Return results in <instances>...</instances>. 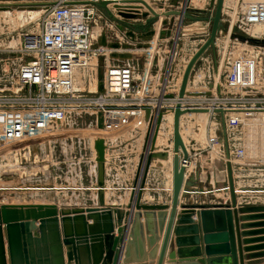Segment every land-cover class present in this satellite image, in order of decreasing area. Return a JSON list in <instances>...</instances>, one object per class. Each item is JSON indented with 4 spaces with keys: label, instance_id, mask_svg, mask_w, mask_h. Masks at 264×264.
Segmentation results:
<instances>
[{
    "label": "built area",
    "instance_id": "2783aa9c",
    "mask_svg": "<svg viewBox=\"0 0 264 264\" xmlns=\"http://www.w3.org/2000/svg\"><path fill=\"white\" fill-rule=\"evenodd\" d=\"M41 1L49 12L41 18L39 30L26 37L23 42L22 49L29 52L30 57L18 67L16 82L19 86L16 90L10 87L0 89L2 162L9 161L11 155L20 154L19 163H22L25 158L21 152L33 150L34 147H28L30 145H47L46 151L42 152L45 155H48L49 151L54 152L48 148V143L54 144V140H57L65 145L64 141L70 136L66 133L69 131L66 127L69 113L79 114L90 110L89 114L95 115V134L98 133V114H101L103 132L106 135L110 131V125L114 129L122 127L126 125L127 118L139 117L142 112L144 114L141 109L144 105L157 106L158 102L161 107L175 105L176 95L173 98H164L162 95L165 92L177 94L185 64L197 49L190 54L184 65L177 68L176 61L174 62L178 44L177 31L173 34L171 54L164 67L161 81L163 93L150 99L152 96L146 92L150 90L149 80L153 76L151 64L155 44L148 42L144 47L138 48L142 49V56L146 60L145 66H141V71L138 72L139 68H136L134 63L110 56L113 50L122 48L123 43H130L131 40L126 35V31L130 29L128 24H125L122 30L117 27L123 23L122 20L126 21L122 16L115 14L120 20L107 18L102 21L100 16H97L96 4L78 0ZM198 1L202 4L194 5L193 0H188L187 3L181 0L177 14L179 23L185 17L181 16L180 11L183 9L186 12L190 4L195 10L211 9L209 0ZM95 15L101 20L102 28L107 30V40L110 41L111 36L115 35L121 46L111 48L108 45L96 44L95 34L100 32L94 33ZM225 21L229 28L235 23L241 29L245 27L244 38H240L236 32L234 41L231 36L226 35L227 33H221L224 41L218 54L213 50L210 56L204 58L202 54L198 58L186 87L187 90H209L210 94L184 95L181 106L203 110L192 115L204 117V121L207 119L206 147L218 150L223 164L227 161L231 163L233 174L243 172L245 175L248 171H262L264 166V30L256 29L257 26H264V0H223L222 24L217 38ZM163 22L167 21L164 19ZM205 22L203 34L208 35V22H211V18ZM153 28L155 30V27ZM160 32L162 30L156 28V36L163 38L164 36L159 35ZM256 39H260V43H253ZM247 46L249 52L244 51ZM129 47L133 49L132 45ZM94 59L97 61L94 62ZM99 60L104 63L102 90L98 89ZM91 79H94L93 91L85 86L86 80L90 82ZM218 110H222V114L217 112ZM188 114L191 113L184 115ZM222 120L228 156L223 142ZM93 148L92 145V152ZM62 149L68 155L71 153V150L66 151V147ZM38 154L36 153V157ZM91 157L96 163V156L91 154ZM81 161L85 160L79 158V169ZM184 162L189 164V160ZM8 164L9 162L5 163L7 166ZM223 170L225 180L226 166ZM256 195L258 198H264V194Z\"/></svg>",
    "mask_w": 264,
    "mask_h": 264
},
{
    "label": "water",
    "instance_id": "95a60500",
    "mask_svg": "<svg viewBox=\"0 0 264 264\" xmlns=\"http://www.w3.org/2000/svg\"><path fill=\"white\" fill-rule=\"evenodd\" d=\"M86 3H92L102 7L108 18L118 20L117 15L124 19L145 17L148 13L153 16L168 14V12H159L154 10L145 0H78ZM188 0H184L187 3ZM112 3L116 13L108 7ZM173 4H177L174 0ZM145 6L147 11H141ZM223 0H209V7L213 8L211 15L210 28L207 37L191 54L182 71L181 80L177 94L174 92L163 93L164 98H173L177 96L173 107H161L157 103L156 109L152 111L150 106L144 105L141 109L145 110V115L149 117V127L143 151L139 158L136 179L133 183L128 209H135L131 226L129 230L130 241L124 239L127 225L115 230L114 215H118L115 205L105 207L103 205V166H104V138L103 135V117L98 114L97 129L98 136L94 141L96 151V164L98 168L97 177V207L85 208H58L54 203H1L0 204V264H7L5 256V247L2 235L4 227L6 232L7 249L9 264H47L50 260L44 254L47 247L55 248V257L60 260L58 264H64L62 259L61 247L66 246V264H119L121 252L126 249H132L131 241L134 240V228L139 227L142 254L138 259L133 257L124 259V263L134 261L136 264H142L148 259L150 264H163L167 254L169 262L176 261H194L200 264H245L244 260L257 259L264 257V204H243L237 206L236 194L234 188V179L232 166L229 161L226 166V182L229 194V202H220L217 204L208 203H181L182 209L178 215L177 225L173 227L174 218L177 213L179 197L189 198L188 193L200 194V190H191L195 183L194 175H190L186 180L184 174L188 153L186 146L180 134V117L186 113L203 112L202 109L182 108L181 99L184 95L210 94V91L187 90V83L192 68L198 58L208 49H214L215 39L221 27V13ZM162 7V5H161ZM181 16L192 18V16L183 9ZM120 20V19H119ZM117 25L122 30L125 24ZM152 30L140 34L141 37H149ZM131 40L135 39V33L130 28L126 31ZM161 37L169 36L170 31L160 32ZM240 38L244 35L238 34ZM96 44L109 45L112 48L121 46L117 41H108L106 31L102 29ZM122 47H129L128 43H123ZM114 57V53H110ZM98 89L102 90V71H98ZM172 113V194L170 210L167 215L165 211L169 205L165 203H141L143 188L153 157H166L167 154L152 153L154 144L158 136L163 116L166 112ZM217 112L222 114V110ZM167 115V114H166ZM223 124V120H222ZM223 142L228 156L226 137L223 124ZM181 157V159H180ZM100 207V208H99ZM198 208L199 211L195 212ZM238 213L242 215L239 219ZM130 214L127 213V215ZM197 215L198 221L193 219ZM143 218L144 223H139ZM148 219H151L149 221ZM90 220L91 223L87 221ZM239 220L247 223L239 224ZM259 220V221H254ZM37 223V224H36ZM145 225V233L151 234L144 239L142 234ZM150 225V227H149ZM150 229H149V228ZM256 228V229H254ZM240 229L244 231H240ZM37 233L33 236L32 231ZM173 230L175 251L167 253L168 242ZM115 232L119 237L115 239ZM241 236H257L244 239ZM161 239L157 252L156 242ZM243 244H253L242 247ZM145 247V248H144ZM39 248L36 256L32 249ZM124 248V249H123ZM153 248V249H152ZM42 249V250H41ZM150 250V252H145ZM133 252V251H131ZM243 252H248L245 256ZM250 252V253H249ZM40 253V255H39ZM129 256V255H128ZM62 260V262H61ZM59 262V261H58Z\"/></svg>",
    "mask_w": 264,
    "mask_h": 264
},
{
    "label": "crops",
    "instance_id": "0c3cea01",
    "mask_svg": "<svg viewBox=\"0 0 264 264\" xmlns=\"http://www.w3.org/2000/svg\"><path fill=\"white\" fill-rule=\"evenodd\" d=\"M150 6L159 12H168V14H162L160 17L153 16L151 13H148L145 17H138V18H132V19H126V22L128 23V27L132 28L135 33V39L129 40L132 45V51L136 55V52L142 51V49H138L139 47H144L148 44V42H152L154 46V49L152 50V58H154L155 62L154 65H157L158 67L153 72V79L151 82L150 92L148 95L153 97L161 96L163 93L161 91V81L164 75V67L167 63L169 56H170V49L172 47V38L173 34H178V44L177 48L175 50L174 54V62L176 63L177 68L184 65L190 54L197 48L199 44L203 42L206 34H203L206 28V22L204 17H199L198 10H195L192 8V4L188 7V10H186L187 13H189L192 18H186L183 17L179 23V19L177 17V14L179 13V3L181 0H176L178 3L177 6L173 4L174 0H145ZM200 1L193 0V3L198 4ZM200 4V3H199ZM162 5V8H161ZM98 7V14L97 16H100L101 20L104 19L107 20L108 16L105 12V10L97 5ZM108 7L113 10L114 13H116V10L113 7L112 3L108 4ZM165 9H164V8ZM141 11H147L145 6H142L140 8ZM199 13H204V11H199ZM164 19L167 22H163ZM173 19V20H172ZM100 20V19H99ZM100 20V23H101ZM162 21V23H160ZM179 23V26H178ZM145 26V28L138 30V27ZM155 27V30L154 28ZM156 28L162 30V32H166L170 30V36H164L163 38H158L156 36ZM152 30V34L149 37H141L140 34ZM221 37V38H220ZM223 35L218 34V38L215 39V46L214 49L208 48L203 54L204 58L207 56H210V53L214 50L217 54L219 52V49L222 47L223 43ZM143 46H140V45ZM157 44V45H156ZM216 47V48H215ZM210 49V50H209ZM141 55V56H140ZM139 55V59H143L142 54ZM140 62H142L140 60ZM153 62V61H152ZM134 63V62H133ZM153 70V69H152ZM181 80V79H180ZM152 111L156 109L155 105L151 106ZM145 113V112H144ZM194 113V112H193ZM169 116L172 113H167ZM164 114L162 126L161 129L164 130V132H159L158 136L156 138L154 149L151 151L152 153H166L167 159L162 160L158 157H153L150 161L141 203H165L169 205V207L165 210L167 212V215L170 210V202H171V194H172V126L170 125L168 116ZM190 115V116H189ZM200 118L201 122L203 123L201 127L203 128L202 131L196 132L193 130L194 123L191 120L195 119V116L191 114L188 115H182L180 117L181 119V130L180 134L182 137V140L186 146L187 153H188V160L189 164L186 165V170L184 174V179L186 180L190 175H194L195 183L192 187H190L191 190H200V194L196 193H188L189 198L179 197V204L177 206V213L176 217L174 218V224L173 227L177 225L178 221V215L179 212L182 210L180 208L181 203H208V204H217L220 202H229V194L226 188V179L223 180L225 177L224 174V167L223 161L221 160L218 150H210L208 149L206 144V129H205V121L204 117H196ZM142 122V129L139 131H134V125L139 121L135 120L132 121L131 118H127L126 125L122 127H117L112 132H109L111 137L109 140V144L107 146L105 145L104 149V161H105V167H106V173L109 175V177L105 180L104 187L105 190L103 191V205L105 207L110 205H115L118 215H114V223L115 228H122L124 225H127V230L125 233L124 239L126 241H130V235L129 230L131 226V221L133 219V215L135 214V209H128L127 205H129L130 195L133 183L136 179L137 175V169H138V163L139 158L143 151V145L145 143V139L148 132L149 127V117L144 115L143 119H140ZM169 122V123H167ZM196 122V121H195ZM164 124V125H163ZM172 124V123H171ZM139 125V124H138ZM121 129V130H119ZM119 130V131H117ZM162 133V136H160ZM165 136V137H164ZM162 137V139L160 138ZM161 139V140H160ZM106 142V141H105ZM114 161L110 160V157ZM181 159V157H180ZM95 163V162H94ZM96 166V163L95 165ZM71 168V165H70ZM96 168V167H95ZM73 169H75L73 167ZM71 171V170H69ZM96 171V170H95ZM109 172V173H108ZM89 172L87 174V169L83 170V176L82 175H75L74 178L66 177L68 178V181L62 182V185L67 186L68 188H63L55 190V182L54 181H48L41 183V181H32V183H28L27 181H21L18 183V180H12L10 182L2 181L0 182V187H11L16 188L21 187L22 189L13 192L12 196L9 198H4L3 200H0L1 203H54L58 206V208H85V207H97L98 206V197H97V187L96 183L94 184L95 190L90 189L88 190L87 186L85 184L86 181L88 182ZM234 188H235V194H236V203L237 206L243 205V204H264V198H258V195L255 193H248L246 194V176L243 172H235L234 174ZM76 176L78 178H76ZM107 176V175H106ZM83 177V178H82ZM95 177V176H94ZM2 185V186H1ZM24 185H29L32 187L33 190H25ZM77 185H84V189L81 187H76ZM76 187L77 191H71V188L69 187ZM52 187V190L43 191L46 193H43L42 197L38 195V190H35L37 188ZM54 189V190H53ZM91 190V191H90ZM90 191V192H89ZM62 194V195H61ZM100 208V207H99ZM199 209L196 208L195 212H198ZM127 215V213H129ZM242 215L246 214H240L238 213L239 219ZM193 219L195 221H198L197 215L193 216ZM151 221V219H148ZM259 221V220H254ZM88 223H91L90 220L87 221ZM138 222L144 223L145 220L141 218L138 219ZM247 223V221L239 220V224ZM37 224V223H36ZM144 225V224H143ZM150 227V225H149ZM148 227V228H149ZM117 228L115 230H117ZM145 225L143 227L142 234L144 236V239H147V237H150L151 234L147 235L145 233ZM150 229V228H149ZM256 229V228H254ZM240 231H244L240 229ZM32 235L35 236L37 233L36 231H32ZM2 235H3V241H4V247H5V256H6V262L9 264V258H8V249H7V240H6V232L3 227L2 229ZM115 239L119 237L117 233L115 232ZM251 237H257V236H241L242 242L244 239H249ZM174 233L173 230L170 235V240L168 242L167 247V253L171 251L176 250V246L174 244ZM161 237L156 242V248L154 249L155 252L158 251L160 243H161ZM131 245L133 246L130 251H126L124 249L121 252L120 261L119 264H125L124 259H127V257H133V260L138 259L141 257V254L143 252L141 247V239H140V232L139 227L136 225L134 228V240L131 241ZM253 244H243L242 247H246ZM145 248V247H144ZM62 252V259L64 261V264H66V246L62 245L60 248ZM153 249V248H152ZM33 255H37L36 253L40 251L39 248L32 249ZM42 250V249H41ZM55 248L47 247V249H44V254L48 256V259L50 260L47 264H58L60 263V260L55 257ZM133 251V252H131ZM145 252H150V250H145ZM248 252H243V255L245 256ZM250 253V252H249ZM40 255V253H39ZM129 255V256H128ZM59 261V262H58ZM62 262V260H61ZM150 260L148 259L146 262L142 264H150ZM245 264H264V257L258 258V259H249L244 260ZM126 264H136L134 261ZM153 264V263H151ZM163 264H200L197 260L194 261H178L176 258V261L169 262V259L167 257V254L164 258Z\"/></svg>",
    "mask_w": 264,
    "mask_h": 264
},
{
    "label": "rangeland",
    "instance_id": "374dc122",
    "mask_svg": "<svg viewBox=\"0 0 264 264\" xmlns=\"http://www.w3.org/2000/svg\"><path fill=\"white\" fill-rule=\"evenodd\" d=\"M199 3L202 4L201 1ZM193 4L198 5L195 3ZM44 5L45 4L41 0H31V1L30 0L29 1L0 0V89L1 88L6 89L7 87H10V89L16 90L17 87L19 86V84L16 82V73L18 67L21 62H23L25 59H28L30 57L29 52H26L25 50L22 49L23 42L26 37H29L31 34H34L39 30L41 18H43V16L49 12V9H47L46 6ZM199 11L200 10H198L199 17L201 18L204 17L206 18L205 20H210V17L213 14V8L209 10H205V9L201 10L204 11V13H199ZM208 23L210 24V22ZM143 28H145V26L143 27L140 26L138 27V30H141ZM228 28L229 26L227 24V21H225L222 30L220 31V35H222L221 33H225V34L227 33L226 35L231 36L232 40L234 41H235L234 36L236 32L245 35V27L241 29L236 25V23L229 28L230 34ZM93 29L95 30L94 33H96L97 31L101 32L102 29H104L107 32L105 28H102L100 20L96 17V15L93 24ZM256 29L264 30V26H257ZM95 35L97 39L99 33L98 34L96 33ZM110 41H117L115 35L111 36ZM260 41H261L260 39H256V41H254L253 43H260ZM128 44L131 45L130 43ZM231 45H235V44L231 43ZM140 46L143 45L141 44ZM244 51L249 52L250 51L249 47L247 46L246 48H244ZM112 52L114 53L113 58H118V60L124 62H130V63L134 62L136 68H139L137 69L138 72L141 71L140 70L141 66H145L146 60H144V58L139 59V55L143 54V51L141 52L138 51L136 52L135 55L130 47H122L117 50H113ZM140 60L142 62H140ZM154 60L155 59L153 58L152 60L153 62L151 64V69H153L152 71H155V69L158 67L157 65H154L155 62ZM93 61L95 62L97 60L94 59ZM103 65H104L103 61L99 60L98 71L99 69L103 71ZM221 69H223V66H221ZM152 79L153 77H151L149 81L152 82ZM85 86L90 91L95 90L94 79H91L90 82H87L86 80ZM150 92H152V90H148L146 94L147 93L149 94ZM89 113H91L90 110H86V112H82L79 114L69 113L66 121V127L68 128L69 131H67L66 133L69 134L70 136L64 141L65 145L63 144L62 141H57V140H54L55 141L54 144L48 143V148L52 149L54 151L53 153H50L49 151L48 155L43 154L42 152L46 151L47 145L36 144L35 146L33 145L28 146L30 148L34 147L33 150L30 149L25 153L21 152L23 158H25V161H23L22 163H19L20 162L19 160L21 158L20 154H18L17 156L11 155V157H9V161L7 162L6 161L2 162V159L0 157V182L4 181L5 183V182H10L12 180H18V183H20L21 181L24 182L27 181L28 183H32V181L36 180V181H41V183H44L48 181H54L56 184L55 190L58 187L57 190L60 191V189L68 188L67 186L64 187V185H62V182L65 181L66 184V181H68V178L66 177L72 176L74 178L75 175L83 176V169H87V174L89 172L88 175L89 179L88 182L86 181L87 184L85 185L87 186L88 190L89 188L95 190L94 184L95 183L97 184L98 168H97V164L96 166H94L95 165L93 161L94 159L91 157V154H94V156H96L95 148H93V152L91 151V148L92 145L94 146V141L98 137V133L97 134L94 133L95 115ZM144 115L145 113L143 114L142 112L141 116L132 118V121L139 119V121L135 123V125L133 126L134 127L133 130L135 132L142 129L141 127L143 121L142 120L140 121V119H143ZM191 121H193L194 123L193 130H195L196 132L202 131L203 128L201 127V125L203 123L201 122L200 118L195 117V119ZM206 122L207 119H205V123ZM110 127H111L110 131L106 133L104 138V144L106 146L107 144H109L108 142L111 137L109 132L115 130L112 125H110ZM77 139H79V141H77ZM254 143L255 141L253 142V144ZM63 147L67 148L66 151L71 150V153H69L68 155L66 152L63 151L62 149ZM262 147H264V139L262 141ZM36 153L38 154V157H36ZM51 154L52 156H50ZM81 156H83V158ZM68 157L70 160L68 159ZM79 158L86 161V162L81 161L79 163L81 169H79V165H78ZM110 160L114 161L113 156L112 158L110 157ZM8 162H9L8 166L5 165V163L7 164ZM103 163L105 164V161ZM73 167L75 169H73ZM106 171L107 170L104 165L103 183H105V180L109 177ZM245 176H246L245 182L247 184L246 194L248 193L264 194V166L262 171H248L245 173ZM76 178L78 177L76 176ZM76 187L79 188L82 187L84 189V185L82 186L77 185ZM76 187L70 186L69 188H71V191H77ZM24 188L25 190H29V191L33 190L32 187L29 185L27 186L24 185ZM105 188L106 187L102 188V192L105 190ZM20 189L22 188L17 187V189L16 188L12 189L11 187H7V186L0 187V200H3L4 198H9L10 196H12L10 194ZM35 190H38V195L42 197L43 196L42 194L46 193L43 191L52 190V187L50 188L42 187V188H37Z\"/></svg>",
    "mask_w": 264,
    "mask_h": 264
},
{
    "label": "bare ground",
    "instance_id": "6f19581e",
    "mask_svg": "<svg viewBox=\"0 0 264 264\" xmlns=\"http://www.w3.org/2000/svg\"><path fill=\"white\" fill-rule=\"evenodd\" d=\"M27 1H29V0H27ZM31 1V0H30ZM108 4H110V3H108ZM113 8V7H112ZM95 31V30H94ZM109 46V45H108ZM110 47V46H109ZM112 48V47H111ZM144 107V106H143ZM142 107V108H143ZM144 110V109H143ZM168 116V115H167ZM168 118H169V122H170V125H172L171 123H172V115L170 114L169 116H168ZM169 122H167V123H169ZM180 130H181V119H180ZM164 125V124H163ZM161 126H162V124H161ZM161 126H160V130H159V132H162L163 133V129H161ZM162 133H161V135L160 136H162ZM98 136H100V134H98ZM102 137L103 138H105V134H104V132H103V135H102ZM165 137V136H164ZM161 139H162V137H160ZM160 139V140H161ZM167 157V156H166ZM166 157H158L159 159H162V160H166L167 158ZM12 204H18V203H12Z\"/></svg>",
    "mask_w": 264,
    "mask_h": 264
}]
</instances>
